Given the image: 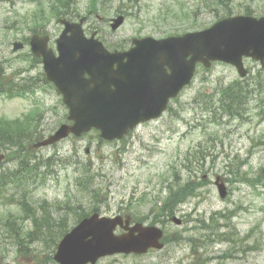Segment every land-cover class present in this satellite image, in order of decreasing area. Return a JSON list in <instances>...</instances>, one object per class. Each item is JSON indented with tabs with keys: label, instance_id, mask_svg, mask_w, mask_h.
Instances as JSON below:
<instances>
[{
	"label": "rangeland",
	"instance_id": "obj_1",
	"mask_svg": "<svg viewBox=\"0 0 264 264\" xmlns=\"http://www.w3.org/2000/svg\"><path fill=\"white\" fill-rule=\"evenodd\" d=\"M47 1L0 0V57L5 55L13 61L10 67L7 66V71L23 66L21 58L17 56L22 51L11 53V42L20 39L21 35L30 34L25 24L31 21V13L39 10L41 2L44 5ZM74 1L72 6L78 11H83L88 2ZM197 1L202 5V2L209 0ZM229 2L230 9L235 13L246 4L264 12V0ZM158 6L159 0H146L139 11H132L134 17L124 23L118 34L128 37L137 28L153 35L163 29L171 30V27L166 28L163 24H154V11ZM212 22L210 14H200L198 28L202 24L209 26ZM60 27L56 19H51L48 30L52 37L59 34ZM187 27L189 25L178 29L181 31ZM246 65L251 73L259 68L254 61H247ZM22 74L27 72L22 71ZM236 78H239L236 70L224 63L214 62L207 69L199 67L193 82L180 94L177 105H173L159 119L139 125L123 140L101 142L94 132H90L85 137H68L54 146L36 150L38 156L55 154L66 160L74 159L90 165L95 172V183L100 186L99 211L108 216L125 214L128 209L133 215L146 214L151 204L149 199L160 192L164 195L169 181L182 183L201 176L206 179L198 188V193L181 204L175 213L182 218V223L166 222L169 241L161 249L139 255L104 256L96 264H264V185L247 180L264 164V118L260 117L256 107L259 103L250 101L246 114L248 119L224 117L218 111V119L213 121V115L204 111L203 103H196L194 99L198 91L210 94ZM45 88L37 91L45 109L42 128L48 134L67 111L60 96L49 86ZM261 96H264V92ZM30 103V98L7 99L0 95V115L18 117L30 108ZM86 147L90 148L89 152L85 151ZM193 151L199 160L192 158L190 152ZM2 164L12 166L13 163ZM79 172L80 168L74 169V164H56L52 175L40 186L31 189L34 200L76 198L75 177ZM216 175H220L227 185L228 194L224 198L220 197L213 184ZM87 203V199H84L86 206ZM2 209L0 204V211ZM222 213L228 215L229 220L226 221ZM211 215L218 218L221 232L227 233L230 232L227 230L235 228L232 230L233 240L212 241L210 235V241H203L206 229H201L199 220H209ZM228 221L229 226L225 227ZM251 228H254L253 231L246 236ZM254 245L258 247L254 248ZM37 246L32 244L31 249L35 251ZM15 254L14 247L9 245L8 251L0 254V264L37 262L35 257L21 258Z\"/></svg>",
	"mask_w": 264,
	"mask_h": 264
},
{
	"label": "water",
	"instance_id": "obj_2",
	"mask_svg": "<svg viewBox=\"0 0 264 264\" xmlns=\"http://www.w3.org/2000/svg\"><path fill=\"white\" fill-rule=\"evenodd\" d=\"M64 23L65 29L58 39L59 59H53L46 50V37L33 36L31 45L34 51L44 53L47 78L62 92L74 124L62 125L38 145L53 143L69 132L80 135L91 127L100 129L102 138H121L136 123L161 114L166 106L165 98L176 95L189 83L197 61L208 65L211 60H223L236 64L241 71V55H251L261 62L264 57V17L236 16L182 37L148 39L124 54L128 57L126 62H122V54L104 53L95 42H82L79 31ZM68 30L71 34L66 36ZM79 41L74 46V42ZM19 47L20 43L14 44L15 49ZM68 49L76 50L74 54L78 57L74 58ZM61 63L64 67L59 66ZM114 63L118 64L116 69L112 67ZM164 65L170 72L165 74L164 68L161 70L160 77L158 75L161 89L153 91L146 85L149 70L152 73L153 69ZM84 72L91 78H84ZM90 81L96 83L92 88L88 85ZM152 93L163 95L154 100L144 97ZM224 194L221 186V195ZM124 222L123 225L120 216L99 217L97 213L85 218L62 238L54 258L61 264H95L99 257L107 254L142 253L149 247H161L160 229L141 224L129 227V221ZM117 225L127 231L115 235L113 230Z\"/></svg>",
	"mask_w": 264,
	"mask_h": 264
},
{
	"label": "trees",
	"instance_id": "obj_3",
	"mask_svg": "<svg viewBox=\"0 0 264 264\" xmlns=\"http://www.w3.org/2000/svg\"><path fill=\"white\" fill-rule=\"evenodd\" d=\"M60 2L63 3V0H60ZM258 84V80L254 84L234 81L225 86H220L217 98L212 99L211 104L217 103L218 107L223 110V114L229 117H241L246 112L249 102L254 100L253 94H256L254 91L260 92L263 89ZM24 91L25 89L21 90L9 84L5 89L0 78V93H5L7 97H12ZM257 97L255 98L259 101L264 100ZM42 118V112L39 109L32 110L13 120L0 117V150L8 151L7 157L13 158L16 162L14 168L0 169V195H5L8 190H12L14 193L17 192L19 194L17 201L20 204L18 206L22 212L24 211L22 222L18 220L20 217L16 218L13 216L15 213L12 211L1 213L0 253L5 250L8 251L5 245V238H10V241L16 244V253L21 256L27 255L31 243L37 241V244H41L42 249L39 251L35 250L33 254L44 258H37V263L46 264L50 262L55 264L51 254L54 252L59 238L66 232L68 221L66 220V213H59L54 218L52 212L61 211L63 205L60 203L51 205V203L44 201L39 205L42 209V215L37 216L35 209L32 208L28 200L30 190L39 183L44 182L46 170L51 166V157H42L40 159L32 148L34 140L42 136L39 131ZM80 173L76 178L80 192L86 197L91 195L90 202L94 205L93 201L96 199L94 195L98 191L94 176L85 167H82ZM247 180L264 185V165H261L256 174ZM200 184L201 182L186 181L183 185H169L167 194L162 198L159 211L154 218L157 219L160 216L166 218L172 215L175 206L193 195L195 185L198 186ZM66 208V210L73 213V221L82 218L88 213L79 203L72 204L70 207H68L67 203ZM26 219L31 221L29 229L24 226ZM251 231L252 229L249 230V232Z\"/></svg>",
	"mask_w": 264,
	"mask_h": 264
},
{
	"label": "flooded vegetation",
	"instance_id": "obj_4",
	"mask_svg": "<svg viewBox=\"0 0 264 264\" xmlns=\"http://www.w3.org/2000/svg\"><path fill=\"white\" fill-rule=\"evenodd\" d=\"M83 20L86 23V25L89 23V19L87 17H84ZM94 28H97L96 30H99L101 32V37L103 39L110 40V39H114L116 37V35L113 34L112 32L108 33L106 31L101 30L97 24H96V26Z\"/></svg>",
	"mask_w": 264,
	"mask_h": 264
}]
</instances>
